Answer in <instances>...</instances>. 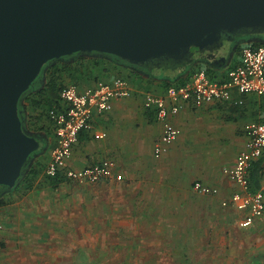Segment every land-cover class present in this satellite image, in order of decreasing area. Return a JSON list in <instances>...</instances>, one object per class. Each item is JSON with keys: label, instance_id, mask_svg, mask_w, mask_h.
<instances>
[{"label": "crops", "instance_id": "0c3cea01", "mask_svg": "<svg viewBox=\"0 0 264 264\" xmlns=\"http://www.w3.org/2000/svg\"><path fill=\"white\" fill-rule=\"evenodd\" d=\"M250 43L253 42L246 44ZM232 54L225 63H216L219 56L210 61L198 59L176 74L168 73L169 68L141 72L132 66L124 68L141 77V84H130V96L113 99L110 111L93 115L91 128L80 132L69 161V167L81 169L103 159L111 160L114 163L112 175L98 183L53 179L44 173L46 164L37 170L40 173L36 177H29L31 169L39 168L34 161L40 158L42 163L46 151L50 157L56 144L54 124L50 120L46 125L34 120L36 127L43 126L44 130L40 131L34 130L29 121L28 129L40 133L42 150L15 188L0 186L3 224L0 264H64L66 248L73 247L66 242L68 235L70 239L81 241L80 245L82 241L98 240L99 234L105 237L104 233H99V225L103 224L105 232L113 230L109 224L129 223L122 220L123 215L118 212L122 207L135 206V192L129 195L135 190L141 193V218H146L141 224L151 213L155 216L157 212V217L161 218L162 212L155 209L162 207L170 209L168 215L173 218L167 220L170 223L185 217L190 219L188 223L219 224L225 237L230 238L233 232L232 238L236 241V234L239 238L243 234L244 239L253 243L249 249V264H264V216L243 229L240 221L244 212L232 204H222L240 190L225 173V168L234 164L244 147L246 126L264 118V95L241 96L235 92V100L241 99L242 103L217 101L197 105L193 100L183 102L180 111L170 117L180 134L161 158L154 156V145L163 127L155 109L144 105L147 93L164 95L167 82L187 80L199 66L213 69L218 76L216 80L226 79L227 70L241 61V53ZM125 76L131 75L125 73ZM101 134L103 136L99 137ZM135 182L138 183L133 184ZM195 182L217 187L219 191L215 195L198 193L193 188ZM70 193L75 196L70 198L67 196ZM149 208L155 211L147 215ZM198 213L203 215L202 221L196 216ZM67 223L73 225L72 231ZM120 229L123 230L117 228V231ZM239 240L242 243L243 240Z\"/></svg>", "mask_w": 264, "mask_h": 264}, {"label": "water", "instance_id": "95a60500", "mask_svg": "<svg viewBox=\"0 0 264 264\" xmlns=\"http://www.w3.org/2000/svg\"><path fill=\"white\" fill-rule=\"evenodd\" d=\"M241 34H264V0H0V186L42 150L20 104L47 62L97 52L182 66Z\"/></svg>", "mask_w": 264, "mask_h": 264}, {"label": "built area", "instance_id": "2783aa9c", "mask_svg": "<svg viewBox=\"0 0 264 264\" xmlns=\"http://www.w3.org/2000/svg\"><path fill=\"white\" fill-rule=\"evenodd\" d=\"M235 92L241 96L264 95V44L255 47L251 44L243 46L240 64L229 69L224 80H213L204 69H199L194 72L190 81L179 86H169L164 95H145L144 105L155 109L157 119L163 127L154 145V156L161 158L177 140L180 129L171 122L170 117L180 111L183 102L193 100L197 105L217 101L242 103L241 99L235 100ZM130 95L131 85L124 77L97 81L83 90L76 84L65 86L61 91L63 109L49 111V117L54 124L56 145L52 150L46 175H61L68 180L91 183L110 177L114 163L109 159L81 169L69 167V160L80 132L91 128L93 115L110 111L113 99ZM98 136L102 137L103 134ZM245 137L244 147L238 153L234 164L225 168V173L240 190L222 203L224 206L232 204L244 212L240 221L241 227H248L257 218L264 216V183L259 190L253 192L249 180L250 167L264 153V123H249L245 128ZM193 188L204 195H215L219 191L217 187L202 182H195ZM2 229L0 220V256L3 249Z\"/></svg>", "mask_w": 264, "mask_h": 264}, {"label": "rangeland", "instance_id": "374dc122", "mask_svg": "<svg viewBox=\"0 0 264 264\" xmlns=\"http://www.w3.org/2000/svg\"><path fill=\"white\" fill-rule=\"evenodd\" d=\"M226 47L227 45H224V48H222L224 53L223 50H221L215 54L213 53V56L217 57L223 54L222 56L224 58L221 59L228 62V58L234 54L229 52L228 55ZM200 57L202 58L200 55L197 56L196 60L201 59ZM166 68L170 69L168 73L173 72V74H176L180 71L179 68H172L170 65L164 69ZM124 71V73L131 75L127 78L131 85L138 86L141 84V77L133 72L129 73L127 69H124ZM213 76L216 77V74L214 73ZM69 84H76L80 89H85L89 86L86 85L84 88H81L82 84L68 81L67 85ZM93 84H95V82L91 83L90 86ZM25 100L26 99L23 98L22 104L27 105ZM25 110L23 114L24 117L26 116L25 122L28 125L30 121L28 119L29 112ZM29 111H32V109ZM48 120L49 119L44 115L40 122L46 125ZM37 122L39 123V121ZM36 134L40 135V133ZM53 148L51 149L50 157L49 152H45V155L41 158L42 163L39 161L40 158L34 161L36 165H39V168H36V170L43 169L42 166L46 164L44 166V173L46 174V168L52 158ZM38 173L34 176L36 177ZM136 183L138 182L133 184ZM130 194H133V196L137 198L134 203L135 206L133 208H128V206L127 208L122 207L118 212L123 215L121 216L122 220H127L129 223L109 224L110 228L113 230L105 232L103 231V224L99 225V233H104L105 237L102 238V234H99L98 240L82 241L80 245H78V243L81 241L70 239L68 235L66 242L67 244H73V247L66 248V256L63 260L64 264H249L251 255V250L249 249L253 246V243L249 239H244L243 234L241 238L236 234L234 238L236 241H234L232 238L233 232L230 238L225 237V234H223L224 229L219 224L202 222L188 223L187 221H190V219H185V217H178L176 223H170L167 221L170 218L168 215L170 209L164 207L155 209L158 210V212H162L161 218L157 217V212L155 216L151 213L147 221L141 224L144 219H146L144 217L141 218V193L135 190L130 191L129 195ZM67 196L72 198L75 195L70 193L67 194ZM153 196L152 193V197ZM152 210L154 209H146L147 215ZM178 211H186V209H178ZM196 216L199 220L203 217L201 213H198ZM102 221L104 222L101 218V222ZM68 227L72 231L73 225L67 223V228ZM117 228H122L123 230L120 229L121 231L119 232ZM71 234L72 232L70 235ZM239 239L243 240L242 243ZM239 251H241V255Z\"/></svg>", "mask_w": 264, "mask_h": 264}, {"label": "trees", "instance_id": "16d2710c", "mask_svg": "<svg viewBox=\"0 0 264 264\" xmlns=\"http://www.w3.org/2000/svg\"><path fill=\"white\" fill-rule=\"evenodd\" d=\"M250 44L255 47L264 43L253 42ZM242 49L243 47L239 48L237 52L241 53ZM130 66H132L134 70L137 68L136 65H130L114 55L100 54L97 52H78L71 56H64L59 59L51 60L44 65L40 78L38 77L39 80L34 82L24 93L23 98L26 99L25 102L27 105L23 104V111L26 109L29 112L28 119L34 126V130H44L43 126L36 127L37 124L33 120L40 121L45 115V117L52 122L49 117V111L52 109H63L61 91L67 86L68 81L82 84L83 86L89 85L88 87H90V84L93 82L96 83L101 80L109 81L112 78L120 76L126 78L123 69ZM233 67H230L229 69ZM199 69H204L211 79L216 80L217 76H213L214 70L209 66L204 68L199 66L197 70ZM192 75L193 74L187 76V80L181 79L179 81H169L167 82V86L182 85L189 81ZM262 97L264 98V96ZM30 109H32V111H29ZM33 111L36 113L34 114ZM257 121L264 123V118H262L261 121ZM37 173L36 168L31 169L28 176H34ZM58 178L61 180L64 177H60V175L53 177V179ZM249 180L250 189L253 192L259 190L264 183V153L259 159L253 162L249 171Z\"/></svg>", "mask_w": 264, "mask_h": 264}, {"label": "flooded vegetation", "instance_id": "af4514ba", "mask_svg": "<svg viewBox=\"0 0 264 264\" xmlns=\"http://www.w3.org/2000/svg\"><path fill=\"white\" fill-rule=\"evenodd\" d=\"M250 41H252V42H263L264 43V34H241V35H238L235 38V40H233V41H224V44L220 49H217V50L212 51V52L206 51L202 54L196 53L195 55H193V57H189L188 60L186 61V64L182 65V66L181 65H179V66L175 65L174 61L163 58V59H159V60L149 62V63L142 65V66L141 65L137 66L136 70H138L140 72L142 70L153 71L155 68L163 69L169 65L172 68H179L182 70V69H185L188 66H191L192 64H194L196 62V57L199 55L202 56L203 61H206V60L210 61V58L214 59L213 53L215 54L216 52L223 50L222 48H224V45H227L226 48H227V53L229 55V52L232 53V52L238 51L239 48H242L246 43H248ZM223 53H224V50H223ZM222 55L219 56V58H217L218 61L216 63H221V62L224 63L225 62L224 59H221V58H224ZM39 78H40V76H39ZM39 78H37V80L35 82H37L39 80ZM22 106H23V104L21 102L20 110H21V114L24 118ZM41 141H42V138H41Z\"/></svg>", "mask_w": 264, "mask_h": 264}]
</instances>
